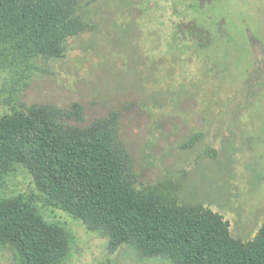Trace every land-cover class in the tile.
Listing matches in <instances>:
<instances>
[{
	"label": "rangeland",
	"instance_id": "rangeland-1",
	"mask_svg": "<svg viewBox=\"0 0 264 264\" xmlns=\"http://www.w3.org/2000/svg\"><path fill=\"white\" fill-rule=\"evenodd\" d=\"M184 1L96 0L86 10L95 31L70 40L64 59L39 62L20 101L79 103L83 120L70 121L77 126L118 112L119 140L140 185L164 182L173 199L219 212L232 235L247 240L264 219V56L257 46H264V0H212L198 11L189 8L198 0ZM192 14L223 37L212 30V41L191 56L174 25L183 34ZM197 133L201 140L185 147ZM16 194L37 196L44 218L71 234L63 264H170L141 259L128 246L109 252L107 240L80 220L43 207L21 168L0 182V195ZM0 264L18 261L0 250Z\"/></svg>",
	"mask_w": 264,
	"mask_h": 264
},
{
	"label": "trees",
	"instance_id": "trees-1",
	"mask_svg": "<svg viewBox=\"0 0 264 264\" xmlns=\"http://www.w3.org/2000/svg\"><path fill=\"white\" fill-rule=\"evenodd\" d=\"M198 1L189 8L198 11L212 0ZM95 2L0 0V108L7 109L0 114V182L21 168L43 207L80 220L107 240L111 253L128 246L141 259L170 264H264V219L253 237L242 240L219 212L178 202L164 182H137L132 158L119 140L118 112L77 126L70 121L82 122L79 103L69 109L21 104L33 72L42 70L39 62L64 59L70 40L95 31L86 15ZM191 19L183 34L181 25H174V35L189 39L185 51L193 49L192 56L212 41L213 31L222 37L223 32L193 14ZM257 46L264 56V46ZM201 136L194 134L185 147ZM36 197L0 195V250L11 251L18 264H63L71 234L44 218Z\"/></svg>",
	"mask_w": 264,
	"mask_h": 264
}]
</instances>
